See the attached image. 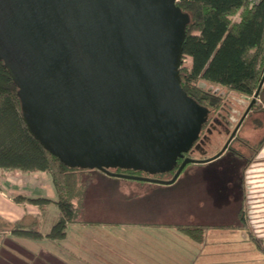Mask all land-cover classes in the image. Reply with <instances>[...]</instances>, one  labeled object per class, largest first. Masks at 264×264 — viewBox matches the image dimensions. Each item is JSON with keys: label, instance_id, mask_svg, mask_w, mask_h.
<instances>
[{"label": "water", "instance_id": "water-1", "mask_svg": "<svg viewBox=\"0 0 264 264\" xmlns=\"http://www.w3.org/2000/svg\"><path fill=\"white\" fill-rule=\"evenodd\" d=\"M177 1L0 0V62L18 87L28 130L63 164L172 184L189 164L215 160L228 148L264 76L221 151L185 157L210 110L181 85L191 18ZM255 165L246 171L247 190ZM174 170L171 179L153 177ZM255 233L264 247L263 230Z\"/></svg>", "mask_w": 264, "mask_h": 264}, {"label": "rangeland", "instance_id": "rangeland-1", "mask_svg": "<svg viewBox=\"0 0 264 264\" xmlns=\"http://www.w3.org/2000/svg\"><path fill=\"white\" fill-rule=\"evenodd\" d=\"M190 64L189 58L183 59L184 66ZM199 84L203 89L222 96L223 103L218 113L211 114L212 122L202 134L204 145L199 142L195 146V159L208 156V150L222 148L253 98L217 84L203 81ZM261 104L258 97L252 107L251 117L238 132V137L252 146L264 143V113L259 111ZM224 125L228 127V132L223 128ZM199 144L203 148L198 149ZM234 147L247 155L251 154L239 143H234ZM254 163L257 165L253 169L259 171L249 173L257 176L248 178L247 183L251 186L248 188L246 208L250 217H247L248 238L245 240L241 237L244 232L236 228L237 211L243 202L241 179L244 163L235 153L226 152L207 163L189 164L172 184L124 179L100 170L79 171L76 190H73L76 218L67 228V237L61 242L38 244L37 250L40 252L43 249L44 254L54 255L51 253L53 249L56 264L70 261L93 263L92 256L111 253L121 260V264H264V247L260 248L254 241L259 234L255 231L264 232V147ZM7 173H15L16 176L26 174L22 171ZM157 176L163 180L170 178L168 173ZM180 203L192 209L190 217L195 219L193 221L205 220L213 225L227 227H224V231L210 230L206 236L210 240L195 247L174 226L150 231L147 227L135 224L143 222L145 218L164 219L168 224L173 220L170 216L178 214L176 206ZM57 214V207L48 210L49 218L54 216L56 222ZM249 219L254 223H250ZM186 221L188 219L182 218L177 223H190ZM13 239L7 241L13 243ZM206 244L208 255L203 249H206ZM148 252L157 257L149 256Z\"/></svg>", "mask_w": 264, "mask_h": 264}, {"label": "trees", "instance_id": "trees-1", "mask_svg": "<svg viewBox=\"0 0 264 264\" xmlns=\"http://www.w3.org/2000/svg\"><path fill=\"white\" fill-rule=\"evenodd\" d=\"M177 5L191 18L186 28L187 36L180 67L181 85L191 97L210 110L201 138L212 121L211 114L221 110L223 97L203 89L199 83L203 81L217 84L247 97L254 96L259 88L264 76V0H178ZM184 58L190 59L189 66L183 65ZM259 98L262 102L259 111L264 113V84ZM252 112L253 108L245 121L251 117ZM245 121L239 132L244 128ZM199 140L185 154L186 157L190 156ZM234 143L246 148H249V144L237 134L230 145L236 155L245 157L246 154L235 148ZM219 151L220 149L208 150V156H214ZM181 161L182 159L179 164ZM0 169L40 172L51 176L57 194L56 200L30 198L28 201L36 205L54 202L58 206V220L45 237L55 242L64 240L68 225L76 218L73 190H76L77 173L87 169L66 166L30 133L23 118L18 87L3 62H0ZM111 171L141 174L133 170ZM20 199L23 197H16V200ZM5 227L14 235L33 240L43 238L39 230L25 228L22 221L6 224ZM179 230L196 242L204 239V226H186Z\"/></svg>", "mask_w": 264, "mask_h": 264}, {"label": "crops", "instance_id": "crops-1", "mask_svg": "<svg viewBox=\"0 0 264 264\" xmlns=\"http://www.w3.org/2000/svg\"><path fill=\"white\" fill-rule=\"evenodd\" d=\"M3 171L4 172H0V260L2 261V264H56V260L54 259L55 252L53 249L51 253H54V255H47L44 254L43 249H41L42 251L39 252L36 245H44L47 242L55 243V241L50 240L45 236L50 232L51 228L56 223L54 216L49 218L48 210L53 209L54 207L58 208V206L54 202L36 205L28 201L30 198L56 200L57 194L52 183L51 176L49 174L40 172H25L26 174H20L19 176H16L15 173H7L14 171ZM19 196L23 197V199L16 200V197ZM176 207L178 208L179 212H177L178 214L175 217L172 215L170 216V218H173V220L168 224L164 219L148 220L147 218H145L143 222H136L135 224L140 225L141 227H147L150 231L157 230L158 228L164 229L168 225L174 226L176 231L179 232L184 238L189 239L187 241H191L190 243H192V246L195 247L204 244L205 240L206 242L210 240L206 238L207 233H209L210 230L224 231V227H227V225L221 224L213 225L211 223H207L205 220L198 222L193 221L195 219H191L190 217L192 215L190 214L192 213V209H188L187 205L181 203ZM239 212L240 208L237 211L238 224L236 228H239L242 230V232H244L241 234V237L245 240L246 237L248 238V232L246 233L247 226L240 222ZM59 214L60 210L58 208L57 218L59 217ZM182 218L188 219L186 222L190 223L178 224V220H182ZM18 221H22L25 224V228H34L39 230L43 238L40 240L27 239L23 236L14 235L9 228L5 227L6 224H14ZM186 226H204L205 235L203 241L195 242L191 238L185 236L179 230V228ZM149 236L152 237V235ZM211 236L215 237L213 235ZM13 237V243L7 241L9 238ZM10 248H13L14 250L12 251ZM203 249L208 255L209 248L207 244L206 249L204 247ZM148 254L149 256L157 257L156 254H151L150 252H148ZM131 257L135 258V255L131 254ZM72 258L76 259L74 257ZM159 258L160 256L158 257V260L160 261ZM91 259H93V263L70 261L66 264H121V262H119L121 260H119L117 256L114 257L112 253L97 254L92 256Z\"/></svg>", "mask_w": 264, "mask_h": 264}, {"label": "flooded vegetation", "instance_id": "flooded-vegetation-1", "mask_svg": "<svg viewBox=\"0 0 264 264\" xmlns=\"http://www.w3.org/2000/svg\"><path fill=\"white\" fill-rule=\"evenodd\" d=\"M250 113V112H249ZM243 116V115H242ZM248 116V115H247ZM241 119V118H240ZM246 119V118H245ZM240 121V120H239ZM238 121V122H239ZM245 121V120H244ZM212 122V121H211ZM211 122L209 123V124H211ZM238 124V123H237ZM243 124V123H242ZM242 126V125H241ZM236 127V126H235ZM223 128L226 130V132H228L229 131V129H228V127L226 126V125H224L223 126ZM241 128V127H240ZM235 129V128H234ZM233 129V130H234ZM240 130V129H239ZM239 130H238V132H239ZM233 132V131H232ZM232 132H231V134H232ZM238 132L236 133V135H235V137L232 139V141H231V143L235 140V138H236V136H237V134H238ZM231 134L229 135V137L231 136ZM204 135L200 138V140H199V142H200V144H203L204 145ZM229 139V138H228ZM227 139V140H228ZM227 140L225 141V143L223 144V146L226 144V142H227ZM231 143L229 144V146H228V148L222 153V155H224L226 152H233L234 153V151H232L231 150V147H230V145H231ZM200 144L198 145L199 147H197L198 149L200 148V147H203V145L202 146H200ZM223 146H222V148H223ZM264 147V143L263 144H261V145H257V146H252V145H249V148H247L248 149V152H251V153H253L252 154V156H250V155H247L246 154V156L245 157H243L242 158V160H243V163H244V166H243V172H242V181H241V183H242V187H241V189H242V196H243V202H242V205H241V207H240V212H239V219H240V222H242L245 226H247V222H248V220H247V217H248V215H247V197H248V190H247V185H246V171H247V169L251 166V164H254V161L256 160V157H257V155L260 153V151L262 150V148ZM262 147V148H261ZM221 148V149H222ZM260 148H261V150H260ZM194 149H196V147L194 148ZM221 149H220V151H221ZM219 151V152H220ZM195 153H196V150H192V152H191V154H190V156H188V157H192V158H195L196 156H195ZM218 153V152H217ZM216 155V154H215ZM221 155V156H222ZM220 156V157H221ZM185 157H186V155H185ZM210 157H212V156H205L204 158H210ZM198 158V157H197ZM203 158V159H204ZM219 158V157H218ZM217 158V159H218ZM213 161V160H212ZM182 162V161H181ZM210 162V161H209ZM176 172V170H174V171H172V172H169L168 174L171 176L169 179H171L172 177H173V175H174V173ZM119 173V172H118ZM122 173V172H121ZM139 173H141V174H134V175H137V176H149L148 174H146V173H144V172H139ZM183 173V172H182ZM125 174H129V173H125ZM167 174V173H166ZM131 175V174H130ZM180 177V176H179Z\"/></svg>", "mask_w": 264, "mask_h": 264}, {"label": "built area", "instance_id": "built-area-1", "mask_svg": "<svg viewBox=\"0 0 264 264\" xmlns=\"http://www.w3.org/2000/svg\"><path fill=\"white\" fill-rule=\"evenodd\" d=\"M251 1H253V2H257V1H259V0H251Z\"/></svg>", "mask_w": 264, "mask_h": 264}]
</instances>
